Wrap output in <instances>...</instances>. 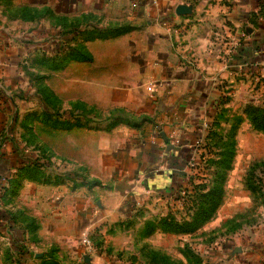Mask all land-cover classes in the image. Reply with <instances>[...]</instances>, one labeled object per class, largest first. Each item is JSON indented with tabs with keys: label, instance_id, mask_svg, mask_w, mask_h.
I'll return each instance as SVG.
<instances>
[{
	"label": "rangeland",
	"instance_id": "rangeland-1",
	"mask_svg": "<svg viewBox=\"0 0 264 264\" xmlns=\"http://www.w3.org/2000/svg\"><path fill=\"white\" fill-rule=\"evenodd\" d=\"M72 1L65 0L67 8L73 6ZM76 5L82 11L87 3L82 0ZM113 6L120 9L122 4L117 2ZM15 27L8 28L13 37L17 34L22 37L20 34L27 31L30 35L32 30L39 36L22 39L24 45L15 49L22 55L15 60L0 57V155L6 161H0V170L6 172L0 175L3 178L0 182L2 186H9L5 179L12 175L21 181L15 194L0 197V211L11 213L16 220L15 227L23 232L28 230L31 220L36 223L37 219L31 216L30 199L38 200L34 195L38 196L40 190L46 186L73 189L88 181L96 183L94 188L111 187L118 181L116 173L101 174L100 169L90 168L89 161L94 156L99 161V156L109 151L127 150L131 144L147 150L146 130L156 122L146 120L149 118L146 115H132L126 106L114 108L113 101H119V93L106 98L105 93L90 90L89 62L66 58L72 48L87 51L83 43H69L57 28ZM22 47H26L27 53L20 51ZM8 48L7 45L5 49ZM248 70L214 80L222 88L207 93L210 107L206 116L211 123L203 127L204 135L193 144L192 158L187 159L188 154L177 164L180 173L186 175L183 183L178 182L182 187L180 192L157 191L155 198L151 197L157 202L154 206L152 202V209L145 211L141 203L130 199L122 207L124 212L118 223L124 227L110 225L108 229L118 231L117 238L110 235L108 240L123 250L107 248L104 235L98 230L83 228L74 239L77 248L59 255L62 264H77L76 261L82 264L81 257L87 260L92 256L106 257L109 264H258L255 246L264 244V132L256 129L251 121L253 117L264 116V72L255 68ZM158 133L164 136L162 130ZM223 152L234 157L228 160L222 202L212 219L192 234L157 230L143 236L141 214L149 219L173 214L180 222L187 217L189 209L185 200L189 198L186 192L192 190L190 178L195 186H207L206 192L212 189L217 162ZM37 164L42 167L44 177L32 181L24 170ZM252 171L254 184L262 188L257 192L247 187ZM58 182L60 185H56ZM85 187L88 186L76 188ZM175 189L178 191V187ZM0 222L9 229L8 235H0V264L22 262L13 245L16 240L15 245L28 252L27 261L31 264H56L53 256L49 262L44 261L48 254L41 253L44 248L38 234L31 236L27 231L22 234L11 230L8 217ZM84 233L89 234L94 252L88 253L83 243Z\"/></svg>",
	"mask_w": 264,
	"mask_h": 264
},
{
	"label": "crops",
	"instance_id": "crops-1",
	"mask_svg": "<svg viewBox=\"0 0 264 264\" xmlns=\"http://www.w3.org/2000/svg\"><path fill=\"white\" fill-rule=\"evenodd\" d=\"M9 1L0 0L2 59L15 60L21 54L15 49L24 45L22 39L39 37L33 30L13 37L8 28L63 31L76 27L84 32L77 42L90 55V90L105 93L106 98L119 93L114 108L126 106L132 115H146V120L156 122L146 130L147 150L131 144L127 150L109 151L99 156L101 160L94 156L89 161L90 168L100 169L101 174L116 173L118 181L111 187H75L73 191L46 186L34 195L38 200L30 199L31 216L37 220L29 222V231L23 230L38 234L44 248L41 253L48 254L44 261L53 256L54 263L62 264L59 255L77 248L74 239L83 228L98 230L107 248L123 250L108 240L110 235L118 237V231H109V226L118 225L122 207L130 199L141 203L144 211L151 210L150 204L157 202L151 197L170 186L168 173L180 172L177 164L188 154L187 159L192 158L193 144L211 123L206 116L207 93L222 88L214 80L251 68L264 72V0H83L87 6L82 11L76 5L82 0H73L71 8L65 0ZM117 2L122 4L120 9L113 6ZM125 26L132 30L110 34ZM23 50L27 53L26 47ZM141 217L143 231L148 222L159 219ZM255 248L262 264L264 244ZM80 260L109 264L106 257Z\"/></svg>",
	"mask_w": 264,
	"mask_h": 264
},
{
	"label": "trees",
	"instance_id": "trees-1",
	"mask_svg": "<svg viewBox=\"0 0 264 264\" xmlns=\"http://www.w3.org/2000/svg\"><path fill=\"white\" fill-rule=\"evenodd\" d=\"M5 2L9 3L10 1L5 0ZM263 10H264V3L261 4V12L262 13L264 12ZM131 30H132V27L125 26L122 28H117V29L111 30L112 32L110 31V34L112 33V34H116V35H122L124 33L131 31ZM62 32H63L62 36L67 37L69 43L70 42L75 43L78 40L79 36L84 34V32H81V30L76 28V27H73L71 29H65ZM70 51L71 52L68 53V55L66 56L67 60H70V61L71 60L86 61V62L90 61V55H89L88 51H86V50L79 51L77 49V47L72 48ZM216 122H218V120H216ZM251 122H252V124H254V127L256 129L264 132V116L263 117H260V116L253 117ZM230 156L234 157V154L231 155V154H229V152L228 153L223 152L221 154V160H220V162H217L218 167H217V170L215 171V175L213 177V178H215V180L212 181L213 187L208 192H206L207 189H205V187H207V186H202V185L195 186L194 183L191 182L192 178H190L189 183H190L192 190L186 192L187 195L189 194V198H188V200H185L186 202H188V209H189V214L187 215V217L182 218V221L180 222V221L176 220L175 216L172 214V215H169L167 218H159V219L155 220L154 222L150 221L147 223V225L143 231V236L147 237L149 235H152L157 230L158 231L159 230L165 231V232L174 231V232H182L185 234H192L203 223L211 220L212 217L214 216V213L217 211L219 205L222 202L223 178H224V174L226 172V169L229 168V166H228L229 161L228 160H229ZM0 161H2V163L6 162L5 158L1 155H0ZM184 165H186V162H184ZM259 166H261V165H259ZM40 168H42V167H40L37 164L36 166H31L28 169L24 170V172L27 174V177H29L32 181H35V179H40L41 177H44V174H43V172H41ZM180 172L176 171L173 173L171 171L170 173H168L167 177L170 181V186L165 190L166 191L169 190L168 192H171V194L173 192H175V194L177 192H180V187H181L180 183H183L182 180L186 179L185 173L181 174ZM5 174H6V172L0 170V175H5ZM251 174H252V178H249V176H248V179H247V187L250 191L257 192L259 189H262V188L257 187L253 182L254 181L253 176L255 175V172L252 171ZM72 178H73V175H72ZM1 179H3V178H0V181H1ZM5 180L9 186H2V183L0 182V195H1L0 197L1 198H3V197L5 198V196L8 194H11V195L15 194L17 192L16 189L19 187L20 182H21V181H18V176H15V175H12L10 178L5 179ZM43 181H45V180H43ZM179 181H181V182L178 183ZM219 181H220V183H219ZM44 183L48 184V182H44ZM94 183H92V181L83 182L80 185H76V187H80V186L93 187L94 185H96V183L95 184ZM56 185H60L59 182ZM12 186H14V187H12ZM176 187H178V191H177V189H175ZM184 189L187 190L186 187H184ZM168 192H166V193L168 194ZM6 217L9 218L8 227H10L11 230L18 231V232L22 231L21 229L15 227L16 220L12 216L11 213H9V212L6 213V212L0 211V221L5 220ZM1 224L2 223L0 222V235H3V236L8 235L9 229L7 227H5L6 225L2 224L3 225L2 226ZM1 226L3 229L1 228ZM5 228H7V229H5ZM16 241H14L13 245H14V248L16 249L15 251L19 255L20 260L22 261L20 264H26L28 252L24 248L16 246L15 245ZM97 246H98V248H100V245L98 243H97ZM99 251H100L99 253L101 254V250H99ZM262 264H264V262Z\"/></svg>",
	"mask_w": 264,
	"mask_h": 264
},
{
	"label": "built area",
	"instance_id": "built-area-1",
	"mask_svg": "<svg viewBox=\"0 0 264 264\" xmlns=\"http://www.w3.org/2000/svg\"><path fill=\"white\" fill-rule=\"evenodd\" d=\"M88 235L89 234L84 233L83 243H84L86 249L89 251L88 253H91V252H94L95 249H94L92 241H91V239L89 238Z\"/></svg>",
	"mask_w": 264,
	"mask_h": 264
}]
</instances>
